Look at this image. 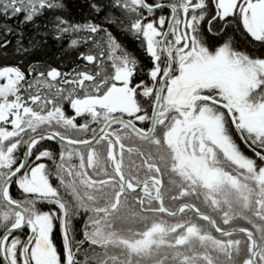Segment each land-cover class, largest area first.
<instances>
[{"label": "snow or ice", "instance_id": "6c2138e0", "mask_svg": "<svg viewBox=\"0 0 264 264\" xmlns=\"http://www.w3.org/2000/svg\"><path fill=\"white\" fill-rule=\"evenodd\" d=\"M0 264H264V0H0Z\"/></svg>", "mask_w": 264, "mask_h": 264}]
</instances>
